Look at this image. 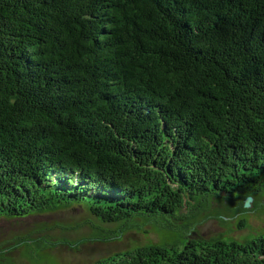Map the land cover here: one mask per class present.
<instances>
[{"label": "trees", "instance_id": "trees-1", "mask_svg": "<svg viewBox=\"0 0 264 264\" xmlns=\"http://www.w3.org/2000/svg\"><path fill=\"white\" fill-rule=\"evenodd\" d=\"M263 192L264 0H0V217L84 202L108 239L184 235ZM94 264H264V235Z\"/></svg>", "mask_w": 264, "mask_h": 264}, {"label": "rangeland", "instance_id": "rangeland-1", "mask_svg": "<svg viewBox=\"0 0 264 264\" xmlns=\"http://www.w3.org/2000/svg\"><path fill=\"white\" fill-rule=\"evenodd\" d=\"M155 59L157 68L163 65L161 59ZM204 208L189 222L184 235L158 229L146 218L137 217L131 230L113 239H108V234L120 224L102 222L84 202L19 218L0 217V264H94L146 244H170L177 240L186 244L194 239L218 238L243 243L264 235V192L246 199L221 194V198L212 197Z\"/></svg>", "mask_w": 264, "mask_h": 264}, {"label": "water", "instance_id": "water-1", "mask_svg": "<svg viewBox=\"0 0 264 264\" xmlns=\"http://www.w3.org/2000/svg\"><path fill=\"white\" fill-rule=\"evenodd\" d=\"M248 201H249V200H248ZM248 201H247V202H248Z\"/></svg>", "mask_w": 264, "mask_h": 264}]
</instances>
